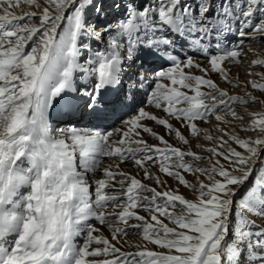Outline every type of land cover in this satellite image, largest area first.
I'll return each instance as SVG.
<instances>
[{
    "label": "snow or ice",
    "instance_id": "1",
    "mask_svg": "<svg viewBox=\"0 0 264 264\" xmlns=\"http://www.w3.org/2000/svg\"><path fill=\"white\" fill-rule=\"evenodd\" d=\"M253 43L264 0H0V264H264Z\"/></svg>",
    "mask_w": 264,
    "mask_h": 264
},
{
    "label": "rangeland",
    "instance_id": "2",
    "mask_svg": "<svg viewBox=\"0 0 264 264\" xmlns=\"http://www.w3.org/2000/svg\"><path fill=\"white\" fill-rule=\"evenodd\" d=\"M247 49H248V44L246 42L245 43V50L247 51ZM251 49H252V51L248 54V56H247V58L245 60V64L243 66V69H238V68H234L233 69V75H235L237 72H240V78L242 80L247 78L244 75V69L248 68L249 62L251 60L257 58V57L264 58V44L257 45L255 43H253L251 45ZM251 71H253V72H261V71H264V68L256 67V68H252ZM213 78L215 79V77H213ZM257 95H259V94L257 93ZM255 110H257V109H250V111H255ZM242 135H243V133H242ZM185 194L187 195L186 192H185ZM127 239L130 240V241H133V242H139V237H137V236H129Z\"/></svg>",
    "mask_w": 264,
    "mask_h": 264
},
{
    "label": "bare ground",
    "instance_id": "3",
    "mask_svg": "<svg viewBox=\"0 0 264 264\" xmlns=\"http://www.w3.org/2000/svg\"><path fill=\"white\" fill-rule=\"evenodd\" d=\"M125 248H126L127 250H129V251H132V250H134V249L128 248V246H127V245H125Z\"/></svg>",
    "mask_w": 264,
    "mask_h": 264
}]
</instances>
